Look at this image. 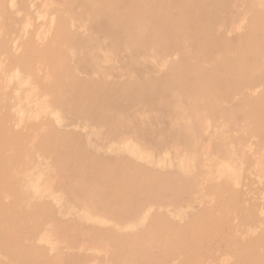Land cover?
Segmentation results:
<instances>
[{"label":"rangeland","instance_id":"rangeland-1","mask_svg":"<svg viewBox=\"0 0 264 264\" xmlns=\"http://www.w3.org/2000/svg\"><path fill=\"white\" fill-rule=\"evenodd\" d=\"M220 2L214 32L228 40L241 41L256 16H264V0ZM89 18L81 0H0V119L10 131L28 135L21 142V156L16 158L18 171H12L14 161L0 162V174L5 170L16 176L25 213L48 206L52 214L39 222L26 215L24 244L55 264H134L108 240L99 241L95 235L113 233L132 238L133 245H138L154 218L187 231L192 217L210 210L230 222L241 243L252 244L254 252L263 255L264 129H255L247 116L228 114L242 97L264 93V44L255 77H248L239 90L233 88L230 97L218 100L222 114L214 119L205 115L196 125L195 117L186 116L180 95L163 97L159 105L131 100L126 107L107 106L101 116L80 105L72 92L56 99L45 87L52 71L43 60L35 61V72L27 69L31 44L36 48L48 40L59 44L54 37L58 21L67 24L73 37L72 44L64 45L69 65L74 66L78 79L95 85L124 87L140 80L136 72L160 80L171 71L173 62L184 56L191 64L209 68L220 57V50L199 55L191 51L186 39L182 47L168 51L134 52L126 42L94 26ZM206 102L201 97L196 106L202 109ZM51 131L76 139L87 154L100 161L124 160L154 176L178 178L181 183L175 192L160 191L163 197L147 198L130 214L118 217L117 210L100 206L99 200L87 196L92 187H98L96 182L69 179L57 167L54 154L41 141ZM13 154L8 149L6 158ZM72 182L80 187L75 188ZM227 188L236 196L233 207L225 201ZM7 195L2 191L0 201L10 206ZM62 230L70 232L64 235ZM260 236L262 244H257ZM195 239L186 234L176 256L157 264H244L238 260L240 250L234 249V259L221 245L215 244L210 250L194 245ZM145 258L141 257V264H146ZM0 264L21 263L9 260L0 246Z\"/></svg>","mask_w":264,"mask_h":264},{"label":"bare ground","instance_id":"bare-ground-1","mask_svg":"<svg viewBox=\"0 0 264 264\" xmlns=\"http://www.w3.org/2000/svg\"><path fill=\"white\" fill-rule=\"evenodd\" d=\"M220 1L222 0H81L94 26L110 32L114 39L126 42L134 52L146 54L152 49L168 51L175 46L182 47L186 39L189 40L191 51L199 55L210 54L214 48H218L220 57L209 68H204L199 63L191 64L189 57L184 56L174 61L171 71L160 80H151L150 77L136 72L140 80L124 87L91 84L87 80L78 79L75 69L73 70L74 66L72 68L69 65L64 54V45L72 44L73 37L68 33L67 24L58 21L54 37H58L59 44L52 40H48L41 48L31 44L32 55L25 61L27 69L35 72V61L43 60L52 71L50 81L44 86L56 99H60L64 92H72L80 105L101 116L107 106L113 109L122 108L128 106L131 100L159 105L163 97L175 98V95H180V103L186 109V116L195 117L196 125H200L203 116L208 115L214 119L222 114L218 100L230 97L233 88L239 90L248 77L255 75V68L261 60L260 47L264 44V16L261 14L256 16L241 41L228 40L215 34L216 10L223 4ZM253 78L251 80H254ZM201 97L207 102L202 109H198L196 103ZM229 112V116H247L253 120L255 129H264V93L255 98L242 97ZM27 138L28 135L24 133L10 131L5 125V120L0 119V162L8 164L14 161V172L18 171L19 163L16 158L21 156L24 150L21 145ZM41 141L44 148L54 154L57 167L67 173L69 179L96 182L98 190L92 187L87 196L99 200L97 204L100 206L117 210L118 217L130 214L147 198L163 197L159 194L160 191L175 192L181 183L178 178L163 179L154 176L148 170L124 160L100 161L87 154L76 139L55 131L42 136ZM8 149L14 152L9 159L6 158ZM143 154L145 158V153ZM134 156L136 158L137 155ZM72 184L75 188L80 187V184ZM226 190L228 195L225 201L228 206L233 207L236 196L229 188ZM0 191L8 194L7 197L11 199L10 206L0 201V246L9 256V260L21 264H55L46 260L36 248L24 244L28 234L24 226L29 220L26 215L33 216L34 220L39 222L52 215L48 206L35 211L27 210L25 213L20 203L18 180L15 175H10L5 170L0 174ZM69 232L62 230L64 235ZM186 234L196 238L194 245H201L202 248L207 247L210 250L215 244L221 245L233 258L234 249L240 250L238 260L244 264H264V254H256L252 244L241 243L230 222L210 210H204L192 217L187 224V231L185 227L154 218L149 230L139 238L138 245H133L132 238H120L113 233L98 234L95 239L108 240L120 251L123 258L134 264H141L140 259L143 256L146 257L144 263L157 264L176 256ZM261 240L262 236L257 244H262Z\"/></svg>","mask_w":264,"mask_h":264}]
</instances>
